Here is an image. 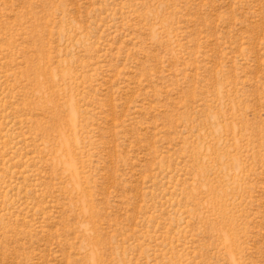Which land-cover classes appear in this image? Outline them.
Returning a JSON list of instances; mask_svg holds the SVG:
<instances>
[{"label":"rangeland","instance_id":"1","mask_svg":"<svg viewBox=\"0 0 264 264\" xmlns=\"http://www.w3.org/2000/svg\"><path fill=\"white\" fill-rule=\"evenodd\" d=\"M0 264H264V0H0Z\"/></svg>","mask_w":264,"mask_h":264}]
</instances>
